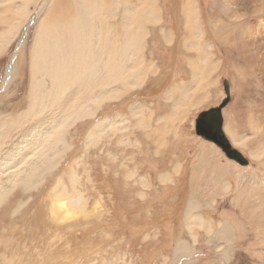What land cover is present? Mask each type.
I'll return each instance as SVG.
<instances>
[{"label":"rangeland","instance_id":"obj_1","mask_svg":"<svg viewBox=\"0 0 264 264\" xmlns=\"http://www.w3.org/2000/svg\"><path fill=\"white\" fill-rule=\"evenodd\" d=\"M151 1L0 0V145L52 109L59 128L53 141L35 138L32 147L39 150L31 161L30 149L2 155L15 140L0 148V264H264V129L253 130L246 120L264 112L263 89L254 78L263 69L261 56L249 48L254 64L241 79L234 63L242 45H226L210 29L223 11L210 0H194L201 27L195 42L219 62L209 80H216L213 101L219 97L197 108L217 107L223 82L229 85L224 112L232 108L237 115L233 127L247 146L237 149L248 161L244 168L213 145L191 146L185 139L196 108L183 109L185 91L174 89L184 84L187 94L199 93V84L188 82L196 79L189 73L196 50L186 40V6L184 0ZM38 34L61 47L59 77L68 62L69 74L82 75L84 59L92 74L68 82L62 88L67 99L45 101L33 121L22 114L31 106L30 60ZM44 58L47 73L51 57ZM12 60L17 71L5 88ZM42 79L40 90L49 98V79ZM109 80L114 84L104 83ZM170 117L174 131L165 121ZM257 120L263 124L264 116ZM44 122L49 132V119Z\"/></svg>","mask_w":264,"mask_h":264},{"label":"bare ground","instance_id":"obj_2","mask_svg":"<svg viewBox=\"0 0 264 264\" xmlns=\"http://www.w3.org/2000/svg\"><path fill=\"white\" fill-rule=\"evenodd\" d=\"M210 1H211L212 4H215V6L218 9L223 11V13L219 15V19L215 18V19H212L210 21V29L212 30L214 36L216 38H218L220 41H222L226 45H230L234 41H237L238 43H240L242 45V48L240 50V54L241 55L239 56L238 61L234 63V67H236L238 72L240 73L241 79L244 77L245 68H251V65L254 64V56H253L251 51L253 50L254 52H257L258 54H260V56H261V65L263 66V69L262 70L257 69V73L258 74L254 75V78L256 79V82L258 84L256 86V88H262L263 89V93H264V0H210ZM154 2H155L154 0H153V2L151 1V3H153V4H154ZM183 4L186 6V7H184V12L186 14L184 16V19H185V22L187 24V26L185 28V30L187 31L186 40L188 41L189 45L193 46L195 48V50H196V54H195L196 55V62H194L191 65H189V69H190V71L192 73V78L198 79V84H202L201 85V88H202V87H204V83L203 82H206L205 84H209L210 85L211 83H209V80L213 81L214 77L212 75H213V72L218 69V63L219 62L216 59L214 61L212 59V57L209 56V53L207 54V52L204 51L205 50L204 48L200 50L199 45L195 42V39L199 35L198 34V30H200V32H201V27H200L198 21L195 20L194 12H195L196 4H195L194 0H184ZM154 6H155V4H154ZM154 8H156V7H154ZM135 14H136V12H135ZM149 14H152V12H149L148 15H146V16H150ZM144 17H145V15H144ZM47 18H49V17H47ZM143 22H144V20H143ZM145 23H148V21L145 22ZM233 28H236L235 32H233ZM139 29H141V27H139ZM141 31H143V30H141ZM139 32H140V30H139ZM6 33H9V31L6 32ZM131 35L134 36L131 33L130 37H131ZM160 36H161V40H165L166 42L167 41H169V42L172 41V35L169 36L168 34L165 35V34L160 33ZM200 36L203 38L204 37V33L202 32L200 34ZM98 37H100V36H98ZM44 39H47V42H45ZM84 39H85V37H84ZM202 40L204 41L205 39H202ZM51 41H52V37L50 39L48 34L47 35L46 34H44V35L38 34L36 45H35V47L33 49L34 53L32 55V60H30V62H32V64H31V71H30V90H29V95L27 96L28 97L27 100H30L29 103L31 104V106H30V109H29V111L27 113H23L22 114L23 115L22 117L26 118V119L29 118L31 120L33 119V121L37 119L36 116L38 114H39V116L41 114H43V113H41L40 110L44 109V106H45L44 102L45 101L50 102V103L56 102V100L58 99V96H56V95H61L62 99L66 98V97H63L64 93H63V89L62 88L65 87V85H69V84H67L68 82L73 83L76 78H79V79L82 80V79L87 78V74H88V76H90V74H92V71H91L92 69L91 68L87 69L86 63H85V59H84L83 65L81 67V74L82 75H80L79 71H76L73 74H69L68 69H69V66H70L71 62H68V63H66V66L60 67L62 75H61V77H59L58 75H60V74L58 73V70H59V66L60 65H59V63H57V58H58L59 52L61 51V47H60V45L56 46L54 43H51ZM5 44H7V43H5ZM115 46H112V47H115ZM118 46L120 47V45H118ZM112 47H110V48L112 49ZM110 48H108V49L111 50ZM249 48H252V50H250ZM106 50H107V48H106ZM104 51H105V49H104ZM111 51H110V53H112ZM234 51H235V46H232L231 48H228V54H232ZM113 53H112L111 57H113ZM86 54L89 56V50L84 53V55H86ZM116 54L118 55L119 53H115V55H114L115 58H117ZM137 54L139 55V53H137ZM44 56L51 57L50 58L51 70L49 72H47V73L44 72L46 70V68H47L45 63L47 62V60L49 58L45 59ZM53 56H55V58L52 61ZM110 58L107 57V61L108 60L110 61L111 60ZM107 61H106V63H109V65H110L111 63L107 62ZM114 61H113V63H114ZM111 62H112V60H111ZM238 62H240L243 65V67H240V64ZM13 63H14V60H12L11 64H9V66H8L7 71L5 72V79H4L5 82L3 84V86L5 88H7L9 86V84L12 81L14 72L17 71V67H14ZM108 67H110V66H108ZM106 68H107V66L105 67V69ZM113 68H107V71H111ZM105 69H103V70L106 71ZM42 74L44 75V77H47L49 79V82H50V87L48 88V90H49L48 92H51V93L48 95L49 98L44 96L43 95V91L40 90L41 87L43 88V82H45V79H42ZM93 76H96V75L94 74ZM108 76H110V74ZM59 79H63L64 80V85H60V80ZM101 79L102 78H100V80ZM105 80H106V78H105ZM110 80H113L112 77H111ZM110 80L108 82L104 81V83H107V84L110 83L111 85H113L114 81L111 82ZM85 81L86 80H83V82H85ZM190 83H192V82H190ZM193 83H194V81H193ZM131 84H132V80H131ZM102 85H105V84H102ZM129 85H130V83H129ZM186 85H188V84H186ZM101 87H103V86H101ZM106 87L109 88L108 85H106ZM179 88H178V86H176V88L174 89L175 93L178 92ZM172 93H173V91H172ZM168 94L170 95V93H168ZM180 94L182 95V91H181ZM65 96H67V94H65ZM10 97H11V95H10ZM61 97H59V98L61 99ZM194 97L195 96H192L191 94L185 96L186 102L184 103V105L186 107H183V109H185L187 111V109H188L187 107H190L191 105L193 106L192 103H193V101L195 99ZM45 98H46V100H45ZM171 99H173V98H171ZM84 100L87 101L88 99L85 98ZM69 102H67V103H69ZM67 103H66V105H68ZM250 103H252V102H250ZM19 104L22 105V103H19ZM84 104H86V103H84ZM181 109L182 108H180V110ZM10 115H12V114H10ZM57 115H58V113L55 114V110L52 109L50 113L43 114L41 116L42 119L41 120L38 119L39 122H30L28 124L26 123L25 125H23L22 128H20L18 134L14 135V136H10L9 139L6 142H4L2 145H0V148L2 146L6 147L9 143H12L13 140H15L14 143H13L12 148L7 150L2 155H14V154H17V153L24 152L27 149H30V150H32L33 154L30 155L31 157H29L28 160L31 161L34 158L35 153L38 152V150H39L38 149L35 152L33 150L32 145L34 143L35 138L43 135L44 136V142H45V140L47 138L48 139L46 141H48L50 139H52V141H53L54 135H55L54 131L56 129L57 130L59 129V128H54L53 127V123L55 121H57V118L55 119V117ZM181 115H182V113H181ZM260 115L264 116V112L262 111V114H260ZM260 115L259 114L257 115L256 113H254V114L251 113L247 117V123L249 124V126L253 130H258V129L263 130L264 129V122H263V124H261L262 122L260 121V123H258V120H257V119L260 120V117L263 118V116H260ZM178 116H176V117H178ZM48 119H49V122H50L49 125H51L50 126L51 130L49 129L50 130L49 132L45 128H42L44 126V124H45L44 121L48 120ZM174 120L175 119H173L171 117L168 118V119H165V121L171 125L172 130L173 129L176 130L175 126L173 127V123H172V121H174ZM182 120H183V118H182ZM140 124H142V123H140ZM143 125H144L145 129H147V125H145V124H143ZM46 126H47V124H46ZM140 128H142V127H140ZM39 155H40V157H45V155L41 153V150L39 151ZM36 165L37 164H35V166ZM17 171L20 172V171H22V169L21 170L18 169ZM165 179H166V177H165ZM29 180H30V177L27 178V180H26V182L24 184L28 185ZM162 180L164 181V179H162ZM190 202H189V204H190ZM192 208L193 207L190 206L189 210H191ZM219 227H222L220 229V230H222L225 227L227 228V225L223 224V225H221ZM225 235H227V234H225ZM223 237H225V236H223Z\"/></svg>","mask_w":264,"mask_h":264},{"label":"water","instance_id":"obj_3","mask_svg":"<svg viewBox=\"0 0 264 264\" xmlns=\"http://www.w3.org/2000/svg\"><path fill=\"white\" fill-rule=\"evenodd\" d=\"M224 98L217 107L210 108L198 114L194 121V133L198 138L213 144L224 158L240 167H246L248 161L241 152L233 147L223 132L222 110L230 103L229 85L222 84Z\"/></svg>","mask_w":264,"mask_h":264},{"label":"crops","instance_id":"obj_4","mask_svg":"<svg viewBox=\"0 0 264 264\" xmlns=\"http://www.w3.org/2000/svg\"><path fill=\"white\" fill-rule=\"evenodd\" d=\"M189 73L190 74H192L191 73V71H189ZM189 80H191V81H188L189 83L190 82H192L193 83V80H196V79H190L189 78ZM198 83V80H196V81H194V83H193V85H195L196 86V84ZM204 83V87L202 88V89H200V87H201V85L202 84H199V90L197 91V92H199L198 94H197V96H196V98H195V100L196 99H198V103H196V102H194L193 101V105H196V106H190V107H187L188 109H187V111H190L192 108H196V110H195V117H194V119H193V122H191L190 123V128L187 130V131H183V134H184V136H186L185 137V139L187 140V142L192 146H195V145H198V144H200V147H202L204 144H203V142L204 143H206V144H210V143H208V142H206V141H202V142H200V140H202L201 138H200V140H199V138L195 135V133H194V121H195V119H196V117L198 116V114L199 113H201L202 111H203V109H205V110H207L208 109V107H210V106H205V107H202V108H197V106H203L208 100H209V98L211 99V103H213V102H215V100L217 99V96L219 97V95L217 94L216 96H215V99H214V101H213V98L211 97L215 92L213 91V93H212V86H215V84H216V80H215V82H213V84L212 85H209V84H205L206 82H203ZM183 86V87H182ZM178 87H180V91L181 90H183L184 89V91H185V94L186 95H190V94H187V93H189L190 91H191V89H188L187 90V93H186V90H185V87H184V85H179ZM180 91H178V92H180ZM177 94H179V93H177ZM246 100H248V98L246 99ZM210 103V104H211ZM210 104H208V105H210ZM186 107V106H185ZM183 108V107H182ZM226 108V107H225ZM230 110H232V108H229L226 112H224V109L222 110V117H223V132H224V134H225V136L229 139V141H231V143H232V145L234 146V148H236V149H240V150H244L247 146H246V143H245V146H244V141L242 140V138L241 137H239V136H237V134H236V132H235V129H234V127H233V124H234V119L236 118V114L234 113V114H232L231 112H230ZM247 114H248V112H247ZM236 115V116H235ZM234 116V117H233ZM189 116L186 114L185 115V118H188ZM241 117V116H240ZM239 117V118H240ZM247 120V119H246ZM185 121H183V123H184ZM177 128H179V127H177ZM228 128V129H227ZM231 128V129H230ZM183 136V137H184ZM235 142H234V141ZM234 144H236V145H234ZM210 145H213V144H210ZM214 146V145H213ZM216 148V147H215ZM217 149V148H216ZM218 150V149H217ZM219 151V150H218ZM220 152V151H219ZM255 161H260V159H255Z\"/></svg>","mask_w":264,"mask_h":264}]
</instances>
